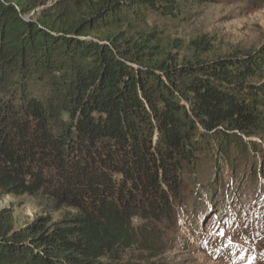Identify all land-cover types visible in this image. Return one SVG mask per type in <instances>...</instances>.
Masks as SVG:
<instances>
[{"label": "trees", "instance_id": "trees-1", "mask_svg": "<svg viewBox=\"0 0 264 264\" xmlns=\"http://www.w3.org/2000/svg\"><path fill=\"white\" fill-rule=\"evenodd\" d=\"M206 1L0 0V195L62 213L16 229L4 211L0 264H109L134 219L167 218L189 180L206 173L214 194L221 164L233 185L241 163L254 175L264 48L179 59L146 22Z\"/></svg>", "mask_w": 264, "mask_h": 264}, {"label": "rangeland", "instance_id": "rangeland-1", "mask_svg": "<svg viewBox=\"0 0 264 264\" xmlns=\"http://www.w3.org/2000/svg\"><path fill=\"white\" fill-rule=\"evenodd\" d=\"M57 1L51 0V4ZM191 10L192 17L185 22L164 20L151 13L146 18L149 27L160 31V44L179 59L199 53L203 59L212 60L264 48V0H210ZM205 42L206 51L200 45ZM253 141L263 142L260 146L264 151V138ZM251 160L253 168L256 166L253 176L249 175L251 161L241 163L238 171L243 179L237 180L236 174L233 185L232 170L221 164L218 172L222 183L214 194L207 188L204 173L198 188L189 180L187 194L173 201L167 218L158 223L134 219V227H142L137 240L122 246L107 263L264 264V173L259 166L261 163L264 172V152L254 153ZM197 199L203 202L200 209ZM43 204L41 198L0 195V215L8 211L16 229L44 215L53 222L61 218L62 213H47ZM192 212L196 214L191 216ZM146 232L155 235L147 244L143 240Z\"/></svg>", "mask_w": 264, "mask_h": 264}]
</instances>
